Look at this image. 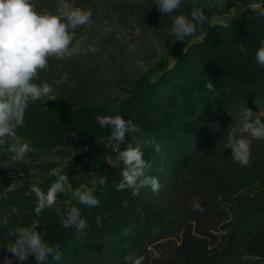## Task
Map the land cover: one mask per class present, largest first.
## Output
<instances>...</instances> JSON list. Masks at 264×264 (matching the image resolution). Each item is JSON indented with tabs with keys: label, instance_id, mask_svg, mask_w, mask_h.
I'll list each match as a JSON object with an SVG mask.
<instances>
[{
	"label": "rangeland",
	"instance_id": "1",
	"mask_svg": "<svg viewBox=\"0 0 264 264\" xmlns=\"http://www.w3.org/2000/svg\"><path fill=\"white\" fill-rule=\"evenodd\" d=\"M236 1L212 0L210 4L208 0H183L173 15H189L196 7L214 11L230 6V12L208 17L211 25H229L239 9ZM68 2L92 12L88 25L72 31V47L77 54L63 60L55 58L59 77L44 79L53 88L51 97L44 99L68 107L89 103L113 113L145 73L152 82L157 81L164 73L162 66L173 68L191 44L206 36L196 32L183 42L175 41L170 31L172 18L164 20L149 0ZM34 3L38 11L55 12L57 8V0ZM90 46L98 51L92 53ZM162 102L164 107L170 106ZM240 119L228 122L227 129ZM227 129L204 147L200 146L201 137L189 139L191 154L186 163L177 161L174 152L180 145L171 138L151 139L159 151L151 144L147 175L158 178L161 187L158 192L141 188L139 196L144 203L166 211L167 217L158 230L142 228L140 235L148 239L136 247L131 258L140 251L141 264H264V140L253 141L251 164L241 167L225 148ZM178 133L174 131L173 138ZM109 137L96 147L88 136H77L49 149L30 142L31 150L22 162H14L10 153L0 151V191L9 188L7 195L0 197V224L9 223L21 208L24 211L36 206L35 194L27 193L33 185L47 192L55 181L54 170L67 174L74 189L94 187V179L110 176L119 165V143ZM9 143L15 141L9 139ZM192 202L199 203L203 211L194 210ZM76 205L69 196L60 194L51 209L59 207L63 212ZM39 217L33 216L35 224ZM146 217L142 212L140 223ZM5 256L12 254L0 248V264H4ZM12 259L13 264H28L32 257L24 262ZM122 264L130 263L124 260Z\"/></svg>",
	"mask_w": 264,
	"mask_h": 264
},
{
	"label": "trees",
	"instance_id": "2",
	"mask_svg": "<svg viewBox=\"0 0 264 264\" xmlns=\"http://www.w3.org/2000/svg\"><path fill=\"white\" fill-rule=\"evenodd\" d=\"M149 2L159 13L154 0ZM236 5L239 9L229 25H211L208 19L202 27L198 25L196 32L205 33V38L191 44L173 68L162 66L164 73L157 81L152 82L149 73H145L113 113L89 103L68 107L43 99L29 104L25 124L17 129V135L48 149L77 136H88L96 147L111 135L109 128L97 123L96 117L120 115L141 131L128 133L125 142L119 143V152L129 144H139L143 159L150 163L153 148L147 142L167 137L180 145L174 152L177 161L186 163L191 154L189 139L201 137L200 146L204 147L218 132L227 129L228 122L239 120L243 109L264 111V66L255 59L264 40V16L259 15L264 10V0H237ZM204 12L207 17L228 13L230 6ZM162 18L165 20L167 16ZM241 45L246 54L240 51ZM48 64L47 69L39 72L37 83L48 76L59 77L57 59L49 58ZM162 101L170 106L164 107ZM176 130L178 137L173 138ZM122 169L119 161L115 171L107 176L106 192L96 187L94 195L100 201L99 206L76 205L87 220L84 233L78 236L75 228L63 227L56 209L45 208L35 224L33 216L38 215L34 211L36 206H32L30 210L21 208L9 223L0 224V248L6 251L5 245L12 242L13 238L7 234L10 230L31 226L50 245L59 246L61 258L49 257L45 264H122L148 239L140 235L142 228L158 230L167 217L163 209L144 203L139 195L133 197L131 189L117 190ZM72 172L71 167L69 173ZM142 212L147 217L140 223ZM136 257L141 258L142 253L139 251ZM28 264L37 262L32 257Z\"/></svg>",
	"mask_w": 264,
	"mask_h": 264
},
{
	"label": "clouds",
	"instance_id": "3",
	"mask_svg": "<svg viewBox=\"0 0 264 264\" xmlns=\"http://www.w3.org/2000/svg\"><path fill=\"white\" fill-rule=\"evenodd\" d=\"M208 2L211 4L212 0ZM154 3L162 16L172 18L170 31L175 41H185L196 33L198 25L202 27L208 19L199 7L193 8L189 15H173L180 9L183 0H154ZM259 15L264 16V10ZM91 17L90 9L76 7L68 0H57L55 12L47 9L38 11L34 0H0V151L10 153L12 161L22 162L31 150L30 142L21 141L17 137V129L25 124V112L29 104L51 97L53 92L47 81L36 82L39 72L49 67V58L63 60L77 54L78 50L72 47V31L88 25ZM88 50L92 53L98 51L94 46ZM240 51L245 54L247 52L242 45ZM255 59L259 65L264 66V40L255 53ZM96 121L102 128L110 129L109 139L117 143H124L128 133L141 131L132 121L120 115L98 116ZM226 131L225 148L231 150V158L241 167H248L251 164L253 141L264 140V112H253L245 108L240 121L230 125ZM9 139L15 143H9ZM147 143L153 144L155 150L159 151V145H155L154 141ZM117 158L123 164L118 191L131 189L133 197L138 196L144 187H151L153 192L159 191L161 185L158 178L147 175L151 165L143 159L139 144H129L118 153ZM54 173L57 178L47 192L33 185L27 193L35 194L34 211L37 215L45 208L55 207L60 194L69 196L71 201L79 205L90 208L99 206L100 201L94 195L97 190L95 186H99L102 193L106 192L107 175L94 179V187L81 185L74 189L67 174H61L58 170H54ZM88 175L92 176L93 172ZM8 191L9 188L0 191V197L7 195ZM192 203L194 210L203 211L199 203ZM56 212L62 217L61 225L75 228L78 236L88 227L87 220L77 206H68L63 212L56 208ZM7 234L13 240L5 245L6 251L18 262L27 261L29 256L34 257L37 264H45L49 257L53 260L61 258L59 246L46 242L41 232L34 227L17 226ZM12 257L5 256L4 264H13ZM125 259L130 264H141L142 260L140 257Z\"/></svg>",
	"mask_w": 264,
	"mask_h": 264
}]
</instances>
